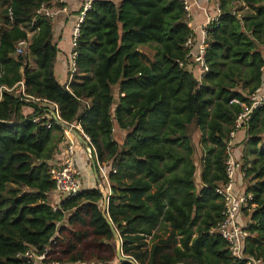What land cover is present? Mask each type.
<instances>
[{
	"label": "trees",
	"instance_id": "1",
	"mask_svg": "<svg viewBox=\"0 0 264 264\" xmlns=\"http://www.w3.org/2000/svg\"><path fill=\"white\" fill-rule=\"evenodd\" d=\"M52 2L7 0L0 87L14 89L24 82L28 95L56 104L64 122L81 126L95 161L107 169L108 183L98 173L112 192L108 219L97 182L53 211L51 170L58 149L49 144L55 131H64L54 119L50 129L46 119L34 122L47 107L20 101L15 90L4 91L0 264H27L19 256L31 249L49 250L50 263L124 264L118 262L108 220L123 253L138 264H246L233 259L227 242L210 231L223 210L216 189L227 182V140L243 111L232 102H248L237 86L242 83L252 93L263 84L264 0L218 1L222 18L207 29L211 71L200 90L194 73L177 64L186 59L184 45L193 36L178 0H95L80 28L79 72L68 86L60 84L53 20L36 17L41 5ZM239 3L252 11L242 20L233 16ZM29 33H34L31 40ZM23 40H29L27 54L17 56ZM153 45L148 59L143 48ZM27 107L33 113L26 115ZM115 128L127 131L123 144L114 139ZM191 128L206 134L202 187L195 183ZM245 128L246 195L252 196L242 211L249 219L245 253L264 262V109L253 112ZM66 215L68 225L61 226ZM161 232L168 237L162 239Z\"/></svg>",
	"mask_w": 264,
	"mask_h": 264
},
{
	"label": "built area",
	"instance_id": "2",
	"mask_svg": "<svg viewBox=\"0 0 264 264\" xmlns=\"http://www.w3.org/2000/svg\"><path fill=\"white\" fill-rule=\"evenodd\" d=\"M95 0H89L82 8L77 25L74 27L71 39V54L69 65V82L67 86L74 80L78 74L79 69L77 66L78 58V45L80 39V28L83 24L86 14L92 9L93 2ZM185 9L186 22L190 29L193 30V36H191L185 43L184 49L187 51L186 59L184 61L177 62L178 66L182 69L190 68L194 73V77L197 81V89L200 90L205 84L211 69L207 61L208 56V31L207 29L212 25H219L222 18V12L218 5L217 13L214 17L209 18L206 24L198 31L193 25V11L196 6L201 5V0H178ZM64 0H53L51 5L43 4L36 12V17H46L55 19L60 13H67L68 10L63 6ZM10 12V17H11ZM233 16L240 17L239 13L235 11ZM29 47V41L23 40L17 44L16 55L24 56L27 54ZM264 73V68L262 69ZM15 90V91H14ZM14 91L20 101L30 103L33 105H47L50 108L49 115L46 113L44 117H37L34 119L35 123H39L42 119H46L47 128L52 127L51 120L54 119L64 131V145L66 146L65 158L58 164L54 165L51 170L52 180L55 184V190L52 195L56 197V204L53 205V211L56 212L65 201L77 197L84 190L82 188L81 171L76 166V155L78 141L72 134L71 130L75 129L79 132L83 138L90 144V138L82 131L80 125H73L64 122L60 117L59 107L47 100H41L34 96H30L26 93L24 82L19 83L14 89H8L6 87H0V103L3 99V92ZM232 103L239 104L243 111L240 113L235 121L234 127L229 134L226 146V178L227 182L216 189V193L221 197L223 204V210L221 217L215 228L210 231L212 236H220L228 244L229 252L233 259H236L246 264H264L262 260L248 256L245 253V241L248 237L247 225H243L240 222L242 211L249 207V203L252 201V196L236 193V178L240 173L243 177L246 176L247 168L245 169V163L238 160L233 152L235 140L238 137L240 131L245 128L247 119L255 111L264 109V77L263 84L256 88L248 97L247 103H241L237 100H233ZM91 146V145H90ZM93 149V148H92ZM93 152L95 150L93 149ZM100 173L103 175L108 183V173L106 166L97 163ZM254 208V206H253ZM70 216L68 215V218ZM46 250L43 254H38L34 250H28L19 257L22 258L27 264H58L47 262Z\"/></svg>",
	"mask_w": 264,
	"mask_h": 264
},
{
	"label": "crops",
	"instance_id": "3",
	"mask_svg": "<svg viewBox=\"0 0 264 264\" xmlns=\"http://www.w3.org/2000/svg\"><path fill=\"white\" fill-rule=\"evenodd\" d=\"M89 0H64V4L62 6H59L57 8L65 7L68 12L63 13L60 12L55 19H53V36H54V42L58 47L59 53H58V60L55 67V75L62 85H67L69 82V65H70V54H71V39H72V33L74 30V27L77 25L79 20L80 12L83 8V6L88 2ZM218 1L219 0H201V5L196 6L193 11V25L198 29V31L206 24L209 18H212L217 13L218 8ZM51 5V4H50ZM240 15V11L238 9L237 11ZM241 17H238L240 19ZM245 18V17H244ZM243 18V19H244ZM241 20V19H240ZM34 34V33H33ZM29 40H31L32 37H29ZM28 40V41H29ZM145 48V47H144ZM264 51V46L262 47ZM262 51V52H263ZM144 55H147L145 52H143ZM264 54V52H263ZM148 56V55H147ZM226 67V66H223ZM228 67V66H227ZM222 68V67H221ZM187 71H191L190 68H186ZM222 70V69H221ZM242 83L237 86L239 88V91L243 92L244 95L251 94V89L249 87H245V90L242 89ZM217 88H214L213 93L216 94ZM43 107H47L46 113L49 115L50 108L46 105H40ZM24 113L26 115H29L33 113V109L27 107L24 109ZM74 125V124H73ZM246 128H244L242 131L239 132L237 139L234 143V155L235 157L244 162V156L246 153ZM201 134V132H199ZM203 136L205 133H202ZM127 137V131H122L121 129L115 128L114 129V139L120 142V144H123L125 139ZM53 148H57V152L54 155V164L58 165L60 164L64 158H65V149L66 146L64 145V134L62 132H59V138L54 141ZM59 147V148H58ZM76 166L81 171V180H82V188L83 190H91L96 187L95 176L94 172L92 170V163L89 158V155L83 147V145L79 144L77 145V155H76ZM52 162V163H53ZM249 167L251 164H248ZM105 166V165H104ZM197 168V167H196ZM204 169V167H203ZM203 171H201L198 175V179L200 181L199 187H202L201 183V177H202ZM249 183L241 175L240 173L237 175L236 178V193L238 194H245L247 192V189L249 187ZM254 185V184H253ZM56 197L50 194V201L53 200V205L56 204L55 202ZM52 202V201H51ZM68 219V217H67ZM241 224L247 225L249 223L248 218H244L243 215H241L240 219Z\"/></svg>",
	"mask_w": 264,
	"mask_h": 264
},
{
	"label": "rangeland",
	"instance_id": "4",
	"mask_svg": "<svg viewBox=\"0 0 264 264\" xmlns=\"http://www.w3.org/2000/svg\"><path fill=\"white\" fill-rule=\"evenodd\" d=\"M6 8H7V0H0V28H2L4 26V19L5 18H4L3 11L6 10ZM238 9L240 11V17H241L240 19L241 20L244 17L249 16L252 13L251 9L243 3L238 4ZM33 36H34L33 33H29V37H33ZM143 51L148 55V56L146 55V57L148 59H150L154 56L155 46L154 45L153 46H146L145 48H143ZM262 51H263V49H262ZM221 69H222V71H225V70H227V66L222 67ZM191 134L192 135H191L190 141H191V147H192V151H193L191 159L197 167V171H196V175H195V183L197 186H199L200 181L198 179V175L201 171H203L204 160L208 156V150L206 149V144L203 140V134L202 133L200 134L198 131L191 128ZM58 138H59V132L55 131L53 133L52 140H51V143L49 144V146H52L54 141H56ZM207 145L209 146V144H207ZM179 151H184V149L179 148ZM25 191H28V190H25ZM51 201H52L51 203L54 202L53 200H51ZM242 215L244 216V218H247L245 216V214H242ZM67 217H68V215H66V218ZM66 218H65L64 222L61 224V226H63V225L67 226L68 225V219H66ZM157 235H159L162 239H166L168 237V233H165V232L158 233ZM152 240H153L152 237L147 239L146 243H147L148 247L151 246Z\"/></svg>",
	"mask_w": 264,
	"mask_h": 264
},
{
	"label": "water",
	"instance_id": "5",
	"mask_svg": "<svg viewBox=\"0 0 264 264\" xmlns=\"http://www.w3.org/2000/svg\"><path fill=\"white\" fill-rule=\"evenodd\" d=\"M71 132L75 136V138L77 139L78 143L83 145V147H85V149L89 155V158L91 160L92 167H93L94 176H95V179L97 181L98 191L101 193L102 198H103L102 214L106 219H108L107 214H108L109 200H110V196L112 195V192L109 193L105 189L104 184H103L102 180L100 179V175L98 173V165H97V162L95 161L94 152H93V149L90 146V144L75 129H72ZM108 223H109V225L113 231V234H114V238H115V242H116V248H117L118 262L124 263V264H138L132 257L126 256L123 253V249H122L123 245H122L121 238H120L119 234L117 233V231L114 229L111 221L108 220Z\"/></svg>",
	"mask_w": 264,
	"mask_h": 264
}]
</instances>
